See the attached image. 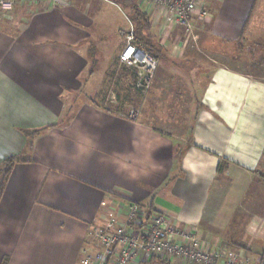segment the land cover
<instances>
[{"label": "crops", "instance_id": "1", "mask_svg": "<svg viewBox=\"0 0 264 264\" xmlns=\"http://www.w3.org/2000/svg\"><path fill=\"white\" fill-rule=\"evenodd\" d=\"M111 1L18 5L0 27V168L19 161L0 200V264H82L87 234L122 220L129 202L144 219L163 214L207 247L264 264V76L234 66L264 65L261 0H204L199 46L213 69L185 138L128 117L120 83L137 93L133 75L141 83L143 72L118 60L127 24L109 45L106 5L128 20Z\"/></svg>", "mask_w": 264, "mask_h": 264}, {"label": "built area", "instance_id": "2", "mask_svg": "<svg viewBox=\"0 0 264 264\" xmlns=\"http://www.w3.org/2000/svg\"><path fill=\"white\" fill-rule=\"evenodd\" d=\"M114 4L111 0H103ZM157 27L159 35L183 29L191 31L194 21L209 15L204 0H135ZM49 4L65 7L66 0H0V14L13 11L18 5L46 8ZM127 28L119 32L124 48L119 55L121 64L138 68L143 74L139 83L148 89L158 60L136 43L134 27L127 20ZM134 119L135 111L128 113ZM264 154V153H263ZM264 181V173L262 174ZM139 204L129 202L125 214L116 224L93 230L87 234L82 264H141L152 258L178 261L181 264H248L232 250L207 247L194 229L178 227L163 214L144 219ZM96 245V248L93 246Z\"/></svg>", "mask_w": 264, "mask_h": 264}, {"label": "rangeland", "instance_id": "3", "mask_svg": "<svg viewBox=\"0 0 264 264\" xmlns=\"http://www.w3.org/2000/svg\"><path fill=\"white\" fill-rule=\"evenodd\" d=\"M259 4L254 14V22L256 26L261 27V25H264V0H261ZM106 9H108L104 10L106 14L112 11L113 14H111L114 15V17L117 15V18L114 20L112 15L108 14L111 17L109 18L108 27L110 30L109 34H111L109 36V45L118 47L121 40L113 33L114 29L118 25H126L127 23L121 13H116V10L107 5ZM13 13L14 12L0 14L1 28L7 26L4 21ZM89 14L91 15V13ZM199 23L198 20L189 32L183 29L171 31L165 35H159L160 33L154 29L152 32L153 36L166 47L170 55L188 57L190 59L188 63L184 65L180 63H162L160 65L159 62V67L153 76L149 88L144 89L142 93H135L128 87V83H120L121 87H118L122 90L120 92L122 97L125 95L126 97L128 96V99L131 98L130 101L132 104L130 108L135 111V114L140 120L151 125L154 130L174 137L179 136L185 138L188 136L189 128L187 127V123L193 116L192 108H194V101L192 103V98L194 97L193 100L199 98L198 93L201 92L203 86L207 82L206 74L213 69L212 62L210 61L213 56L205 53L199 46V40L202 38ZM230 49L229 46H227V51H230L231 54H235L236 50ZM234 58L241 57L234 55ZM162 60L164 59L162 58ZM234 66L240 70L250 72L253 75L264 76V65L261 63H248L246 60H240V62L235 63ZM104 83H111V88L109 90H114V82L105 80ZM104 89H101V93L106 90ZM93 246L96 248L94 243Z\"/></svg>", "mask_w": 264, "mask_h": 264}, {"label": "trees", "instance_id": "4", "mask_svg": "<svg viewBox=\"0 0 264 264\" xmlns=\"http://www.w3.org/2000/svg\"><path fill=\"white\" fill-rule=\"evenodd\" d=\"M120 4L122 10L128 14V20L134 27L136 43L153 55L157 60L168 63L169 54L165 51L164 45L153 36V27L150 18L138 6L135 0H115ZM115 3L114 1H112ZM166 63V64H167ZM134 89L137 93H142L144 87L138 82V75L134 73ZM16 159L5 160L0 168V200L9 179L13 165L17 163Z\"/></svg>", "mask_w": 264, "mask_h": 264}, {"label": "water", "instance_id": "5", "mask_svg": "<svg viewBox=\"0 0 264 264\" xmlns=\"http://www.w3.org/2000/svg\"><path fill=\"white\" fill-rule=\"evenodd\" d=\"M143 81H141V83H142Z\"/></svg>", "mask_w": 264, "mask_h": 264}]
</instances>
